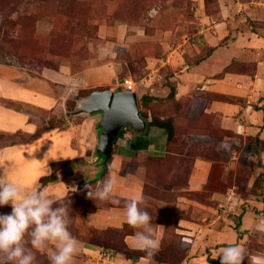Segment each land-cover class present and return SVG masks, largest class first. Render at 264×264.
<instances>
[{
	"label": "rangeland",
	"instance_id": "rangeland-1",
	"mask_svg": "<svg viewBox=\"0 0 264 264\" xmlns=\"http://www.w3.org/2000/svg\"><path fill=\"white\" fill-rule=\"evenodd\" d=\"M254 5L260 10L256 16L264 22V0ZM202 9L210 19H217L212 0H0V66L16 71L12 79L21 87H28L23 82L24 77H32L43 85L38 75L43 70L55 71L59 66H67L77 72L95 65L114 72L109 85L101 88L94 85L89 91L72 93L68 97V87L64 89L60 85L58 94L54 91L56 97L53 103L44 106L45 110L34 111L28 107V122L32 125L30 131L35 130V135L44 131L48 134L53 130L63 132L68 136L70 148L75 150L73 157H78L82 153L79 151L78 124L86 117L67 115L75 107L74 99L83 98L91 91L124 90L121 86L124 80L130 81L129 90L135 93L136 101L141 97L151 98L144 106L137 107L146 120L169 124L170 140L164 145L161 131L150 128L148 132L147 129L142 136L159 138L160 146L151 147L139 156L137 152L130 155L129 150L137 136L124 130L122 137L114 140L110 159L99 178L102 181L109 175H115L130 180L136 178L138 185L142 184L140 188H143L146 210L153 217V223L164 228L157 229L161 248L154 257L155 264L179 260L182 245L188 247L186 257L189 253L191 256L200 254L204 259L207 257L205 262L209 264L210 252L204 250V245L198 244L192 234L195 236V232H200L205 224L217 229L215 246L211 242L213 251L240 244L252 255L264 254V230L260 227L264 221V168L259 167V158L245 149L252 144L249 136L235 135L220 128V121L237 116L229 113L238 111L242 101L230 95H212L195 89L190 90L188 96V90H180L178 85L181 67L191 66L207 53L206 48L199 44L201 25L206 24L202 20ZM100 80L95 78L93 81ZM51 92L52 88L46 90L48 96ZM212 101L230 107L226 117L221 115L218 118L216 113L209 112L212 109L207 106ZM2 103L14 108L24 107L5 101ZM222 110L225 111L224 106ZM98 118L96 115L88 123L86 120L90 138L87 137L84 147L90 148L83 158L89 156L95 144L98 129H94V124ZM32 137L16 136L14 142H26ZM7 140V136H1L0 145L9 142ZM63 143L58 141L61 147ZM40 152L48 154L45 148H41ZM65 153L68 154L67 151ZM112 154L119 155V166L116 161L113 162ZM79 161L80 164L73 168L76 175L83 174L86 169V162L81 164ZM196 163L208 170L203 177L204 184L198 190L189 192L187 181L195 173ZM99 169L100 160L95 164V170ZM78 181L75 176L73 187ZM131 187V194H135L137 189ZM71 191L63 196L71 202V214L80 211L82 204L87 210L125 208L121 204L109 207L111 202H93L86 198L87 193L83 196ZM211 194L217 196L212 200ZM200 206H206V210ZM201 211H207L208 215H201ZM246 211L250 215L243 218ZM10 213L11 210L2 211L1 215ZM180 220L194 222L196 228L199 226L198 230L178 226ZM72 225L70 232L85 248L94 251L88 254L97 256L101 261L99 264L106 260L107 255L119 258L120 262L112 261L113 264H125V261L143 264L141 257L144 253L129 248L124 242L126 236L132 237L136 229L126 227L118 230L121 231L119 237H113L109 231L79 228L74 221L69 227ZM118 249L131 251L129 254L134 258L126 259L114 251ZM33 251L37 264H49L47 250ZM218 255L219 252H216L212 257ZM76 259L77 264L86 263L83 254H78ZM243 264H249L248 260L245 259Z\"/></svg>",
	"mask_w": 264,
	"mask_h": 264
},
{
	"label": "crops",
	"instance_id": "crops-1",
	"mask_svg": "<svg viewBox=\"0 0 264 264\" xmlns=\"http://www.w3.org/2000/svg\"><path fill=\"white\" fill-rule=\"evenodd\" d=\"M258 1L215 0L216 20L210 19L202 9L201 16L203 17L202 20L206 22V27L201 25L199 33L202 36L199 39V44L201 47L206 48L207 53L189 67L182 66L181 63L182 67L178 74V85L180 90H188V96L191 93L190 90L195 89L201 93L206 92L212 95H230L242 101V106L238 105V111L235 110L232 113H229V106L216 101L210 102L207 107L211 108L212 111L209 112L216 113L218 118L221 115H223L221 117H226L228 113L230 115L237 114L234 118H222L225 120L220 121L221 129L231 131L235 135L242 134V136L257 137L260 140L264 139V24L262 25L264 22L260 19L261 17L256 16V13H260V10L254 7V4ZM251 10L252 12H249ZM240 12H244V14ZM227 68L229 70H226ZM14 72L16 71H13L11 67L0 66V137L7 136L9 140V142H4L0 145V174L26 190H43L42 188H46L48 197L53 201L64 198V194L67 191L72 190L71 192H75L79 182L100 178L102 175L100 173L102 169L101 158L95 153L97 135L94 138L95 144L92 147L91 153L89 156L83 158L85 151L90 148L84 147L87 137L90 138L86 120L88 123V120L95 118L96 115L94 117L84 116L86 119L78 124L79 151L82 153L76 154L78 157H73L75 150L70 148L68 136L63 132L53 130L48 134L44 131L42 134L35 135V130L30 131L32 125L28 122V112H26V109L31 107L30 109L33 110H45L43 107H47L53 103V99L56 97L54 96V91L58 94L57 89H60V85L64 89L68 87L67 97L72 93L76 94L78 90L90 89L94 85H98L99 87L109 85L114 78V72L105 71L100 66L95 65H90L77 72L71 71L67 66H59L55 71L43 70L38 75L43 80V85L40 82L39 84L35 82L34 80L36 79H32V77H24L23 82L27 83V88L21 87V85L12 79V75L15 74ZM95 78H100V82H94ZM45 87L47 88L44 89ZM51 88L53 92L48 96L46 90L49 91ZM62 91L65 92V90ZM2 101L14 105H24L25 110L23 109L24 107L14 108L6 106ZM223 106L225 107V111L222 110ZM53 120L57 121L55 118ZM96 123L94 124L95 130ZM226 124L227 126H225ZM49 130L50 128L47 131ZM16 136L33 137L26 142H14ZM59 140L61 143L64 142L63 147L58 144ZM160 141L159 138L152 139L147 148L143 150L129 148L130 155L137 152V156H139V153L147 152L151 147L160 146ZM41 148H45L48 154L43 155L40 152ZM53 151L55 152L50 155L49 153ZM66 151L68 154L65 153ZM26 155L27 157L24 158ZM118 158L119 155L112 154L113 162L116 161L119 166L120 160ZM258 158L264 168V150L259 152ZM79 159L81 160V164L86 162L88 166L84 164V167H86L85 172L76 175L73 168L77 164H80ZM98 160H100V169L95 170V164ZM59 162H68L62 170L67 173L64 177H61V170L53 172L50 169V164ZM207 170L208 168L204 165L195 164V173L187 181V191L194 192L204 184L203 177L207 173ZM51 173H54L52 175L56 178L54 182L48 181ZM75 176L80 181L74 184L73 187ZM132 180L127 179V177H118L113 195L129 200L142 195L140 188L142 184L138 185L136 178ZM43 181L45 182L41 186ZM139 182L141 181L139 180ZM131 186L137 189L135 194H131L133 192ZM214 196L217 195L211 194L210 199L213 200ZM3 207L11 206L6 205ZM200 207L206 210V206ZM206 212L201 211V215H208ZM1 214L2 211H0ZM248 215H250V212H244L243 218H246ZM75 222L81 227H91L99 231L109 228L120 229L123 225H128L125 208L96 209L93 212L86 213ZM179 223L181 225L179 224L178 226L186 230L191 229L194 231L198 230L199 227L197 226L196 228L194 222L188 220H180ZM203 226L200 232H195V236L192 233L193 239L198 244H203L204 250L207 249L210 252L208 257L209 264H220L218 256L212 257L221 249L214 247V241L217 239V229L212 228L210 224ZM126 238H128L127 241ZM126 238L124 239L126 245L134 249L131 237L126 236ZM211 242H213L214 251L211 248ZM89 251L94 252L88 247L85 248L81 243L79 254L84 255L86 259L85 264L87 262L99 264L101 261L94 254H88ZM102 254L107 255V253ZM190 254L187 257L185 256L179 264H207L205 262L206 256L204 259L200 254L198 256H191ZM105 259L101 264H113L112 261L114 263L120 262L116 256L107 255Z\"/></svg>",
	"mask_w": 264,
	"mask_h": 264
},
{
	"label": "clouds",
	"instance_id": "clouds-1",
	"mask_svg": "<svg viewBox=\"0 0 264 264\" xmlns=\"http://www.w3.org/2000/svg\"><path fill=\"white\" fill-rule=\"evenodd\" d=\"M117 179L109 175L95 186L85 184L87 198L118 204L113 195ZM42 189L26 190L0 174V207L12 209L0 215V264H37L33 250H47L49 264H77L81 242L69 231L71 202L65 198L54 202ZM125 215L127 224L137 230L131 237L134 250L144 253L143 264H155L161 248L157 229L164 228L153 223L143 195L126 203ZM260 227L264 230V221ZM218 257L220 264H243L245 259L249 264H264V254L252 255L240 244L221 248Z\"/></svg>",
	"mask_w": 264,
	"mask_h": 264
},
{
	"label": "water",
	"instance_id": "water-1",
	"mask_svg": "<svg viewBox=\"0 0 264 264\" xmlns=\"http://www.w3.org/2000/svg\"><path fill=\"white\" fill-rule=\"evenodd\" d=\"M68 115L99 116L95 125L98 129L95 153L101 158V174L105 171L113 142L120 129L129 126L139 135L146 131V122L139 114L135 93L130 90L91 91L85 97L75 99V107Z\"/></svg>",
	"mask_w": 264,
	"mask_h": 264
},
{
	"label": "trees",
	"instance_id": "trees-1",
	"mask_svg": "<svg viewBox=\"0 0 264 264\" xmlns=\"http://www.w3.org/2000/svg\"><path fill=\"white\" fill-rule=\"evenodd\" d=\"M212 2L215 4V0H212ZM226 70H229L228 68L226 69ZM99 88H101V87H99ZM89 90H91V89H86V90H78L77 91V93L76 94H78L79 92H86V91H89ZM78 96V95H77ZM151 100V98H147V97H141V98H139L138 99V101H136V104H137V107H138V105L139 106H144L148 101H150ZM10 106V105H9ZM11 107V106H10ZM140 114V113H139ZM140 116H142L141 118H143L144 120H145V122H146V131H147V129H148V132H149V129L150 128H155V129H158L159 131H161V135L160 136H162L164 139H163V145H164V143L166 144V143H168L169 142V140H170V135H171V132H170V126H169V124L168 123H164V122H157L156 120H153V119H148L147 118V120L143 117V115H141L140 114ZM145 116V115H144ZM48 125V124H47ZM46 125V126H47ZM44 126V125H43ZM124 130H127V131H129L132 135H134V136H137L136 137V139H134V142H132L131 143V145H130V148L131 149H133V150H143V149H146L147 148V146L150 144V142H151V140H152V138L151 137H143L142 135L143 134H145L146 133V131L143 133V134H137L136 132H134V131H132L131 129H130V127L129 126H127V127H123L122 129H120V131L118 132V134L116 135V138L115 139H117V138H121L122 137V135L124 134ZM147 132V133H148ZM141 138V139H140ZM250 140H252V144L251 145H247L246 146V150L250 153V154H252V155H254V156H257V159H258V154H259V152L260 151H263L264 150V140L263 141H260L257 137H253V138H249ZM113 144H114V142H113ZM113 146V145H112ZM111 156V155H110ZM163 157V156H162ZM148 158H151V159H154L153 157H148ZM150 159V160H151ZM258 161H259V159H258ZM108 163V162H107ZM106 163V164H107ZM259 163H260V161H259ZM68 164V162H59V163H55V164H50V169H51V171H53V172H55L54 171V169H56V168H58V169H56V171H58V170H63L64 168H65V166ZM106 166V165H105ZM259 167H261V168H263V166L260 164V166ZM145 173H146V171H145ZM52 174H54V173H51V176L48 178L49 180L48 181H50V182H54L55 180H56V178H55V176L54 175H52ZM67 175V173L66 172H64V171H62L61 172V177L63 176H66ZM100 181V179L99 178H97V179H92V180H89V181H84V182H79L78 183V185H77V187H76V190H75V192H73V194L75 193V194H82L83 196H84V194L85 193H87V189L85 188V184H90V185H93V186H95L98 182ZM44 182L45 181H43L42 183H41V186L44 184ZM143 187V186H142ZM142 193H143V188H142ZM87 198V197H86ZM82 199V198H81ZM118 201H119V203L118 204H113V203H110L108 206L109 207H111V206H119L120 204L121 205H124V206H126V203L128 202V201H130L129 199H118V198H116ZM85 204H82V207H80L81 208V210L80 211H78V212H76V213H73V214H71V216H72V221H76V220H79L83 215H85L86 213H89V212H93L94 210H96V209H92V210H87L86 208H85V206H84ZM97 209H99V208H97ZM10 210H12L11 209V207H0V211H10ZM76 216H79V217H77L76 218ZM75 224V223H74ZM78 227L80 228L81 226L80 225H78ZM126 227H130L129 225H123L120 229H111V228H109V229H106V230H103V231H105V232H107V231H109V232H112V234L114 235L113 237H115V235H116V237H119V232H121L122 231V229H124V228H126ZM82 228V227H81ZM72 231L73 230V225L71 226V227H69V231ZM118 230H121V231H118ZM125 234H123L122 236H121V238H120V241L122 240V237L124 236ZM122 244V243H121ZM87 245V244H86ZM187 247V246H186ZM186 247H184L183 245L180 247V253H179V256H180V258H179V260H171V261H164L165 263H167V264H179L184 258H185V253H186V251H187V248ZM105 249H112V248H108V247H105ZM116 253H121L126 259H133L134 257L133 256H131L129 253L131 252H129V251H127V250H123V249H118V250H114Z\"/></svg>",
	"mask_w": 264,
	"mask_h": 264
},
{
	"label": "built area",
	"instance_id": "built-area-1",
	"mask_svg": "<svg viewBox=\"0 0 264 264\" xmlns=\"http://www.w3.org/2000/svg\"><path fill=\"white\" fill-rule=\"evenodd\" d=\"M128 83H130V81L128 80H124L123 84L121 85L123 89L129 90L131 87V85L129 86Z\"/></svg>",
	"mask_w": 264,
	"mask_h": 264
},
{
	"label": "bare ground",
	"instance_id": "bare-ground-1",
	"mask_svg": "<svg viewBox=\"0 0 264 264\" xmlns=\"http://www.w3.org/2000/svg\"><path fill=\"white\" fill-rule=\"evenodd\" d=\"M128 85L130 86L131 84H130V83H128Z\"/></svg>",
	"mask_w": 264,
	"mask_h": 264
}]
</instances>
